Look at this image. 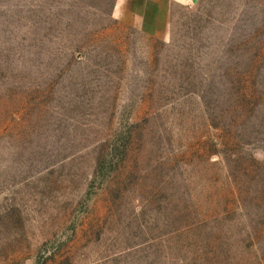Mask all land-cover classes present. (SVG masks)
Here are the masks:
<instances>
[{
	"label": "rangeland",
	"instance_id": "1",
	"mask_svg": "<svg viewBox=\"0 0 264 264\" xmlns=\"http://www.w3.org/2000/svg\"><path fill=\"white\" fill-rule=\"evenodd\" d=\"M0 0V264H264V0Z\"/></svg>",
	"mask_w": 264,
	"mask_h": 264
},
{
	"label": "crops",
	"instance_id": "2",
	"mask_svg": "<svg viewBox=\"0 0 264 264\" xmlns=\"http://www.w3.org/2000/svg\"><path fill=\"white\" fill-rule=\"evenodd\" d=\"M170 0H115L112 12L137 30L164 34L168 21Z\"/></svg>",
	"mask_w": 264,
	"mask_h": 264
}]
</instances>
